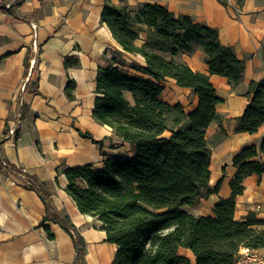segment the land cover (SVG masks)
Returning <instances> with one entry per match:
<instances>
[{
    "label": "crops",
    "instance_id": "0c3cea01",
    "mask_svg": "<svg viewBox=\"0 0 264 264\" xmlns=\"http://www.w3.org/2000/svg\"><path fill=\"white\" fill-rule=\"evenodd\" d=\"M104 1L21 0L10 12L0 10V142L21 112L19 138L15 146L1 144L0 157L44 184L53 209L69 218L85 243L83 264H112L116 247L105 242L100 222L78 212L65 192L62 170L85 165L101 169L107 158L133 155L129 144L120 143L109 127L92 117L98 69L111 65L131 77L148 79L140 72L144 58L123 52L101 21ZM225 1L226 5L219 0H110L131 14L151 4L164 7L176 19L189 17L215 30L220 45L231 48L242 62V82L232 90L225 78L209 74L201 49L173 57L192 72L207 75L222 99L216 106L219 123L206 130L211 148L208 186L213 192L183 208L202 217L212 216L218 200L230 196L233 158L245 147L258 146L264 136V122L253 134L234 131L250 101L243 95L248 84L264 78V0ZM144 40L141 32L135 45L142 46ZM68 82L73 83L69 94ZM159 85L165 104L180 105L187 115L195 111L197 97L190 89L178 87L172 79ZM124 96L132 100L129 93ZM78 132L88 133L101 146ZM26 184L24 175L0 170V264H71V237L56 224L41 225L44 203ZM243 187L235 198L234 220L242 221L250 212L264 220V175L246 177ZM256 204L263 205L260 212L254 210ZM178 253L194 264L190 251Z\"/></svg>",
    "mask_w": 264,
    "mask_h": 264
},
{
    "label": "trees",
    "instance_id": "16d2710c",
    "mask_svg": "<svg viewBox=\"0 0 264 264\" xmlns=\"http://www.w3.org/2000/svg\"><path fill=\"white\" fill-rule=\"evenodd\" d=\"M20 1L10 10L0 5V10L10 12ZM219 2L226 5L225 0ZM101 21L123 52L145 60L140 72L148 79L131 77L111 65L99 68L95 79L92 117L109 127L120 143L129 144L133 155L107 158L101 169L85 165L63 169L62 174L67 181L65 192L78 212L100 222L105 242L116 247L112 264H190L179 255V249L190 251L194 264H233L241 248L264 249V220L252 212L242 221L233 218L235 198L244 190L243 180L264 175V136L258 146L245 147L233 158L236 171L229 182L230 196L218 200L212 216H195L183 209L213 192L208 186L211 148L206 130L211 123H219L216 106L222 99L207 75L192 72L173 57L201 49L209 74L225 78L232 90L242 82V62L231 48L220 45L215 30L186 16L176 19L162 6L143 4L131 14L126 7L105 0ZM141 32L144 44L137 46ZM28 66L26 56V70ZM166 79L192 91L197 97L194 112L187 115L180 105L170 106L161 100L159 83ZM72 89L73 83L68 82L67 94ZM125 93L131 95V101ZM243 95L250 101L236 119L234 131L253 134L264 122V78L250 82ZM78 133L101 146L102 142L94 141L88 133ZM0 170L21 173L9 165L3 168L1 163ZM23 175L27 188L44 203L41 225L51 222L65 231L75 247L71 264H83L81 235L68 217L53 209L44 184Z\"/></svg>",
    "mask_w": 264,
    "mask_h": 264
},
{
    "label": "built area",
    "instance_id": "2783aa9c",
    "mask_svg": "<svg viewBox=\"0 0 264 264\" xmlns=\"http://www.w3.org/2000/svg\"><path fill=\"white\" fill-rule=\"evenodd\" d=\"M18 0H10L6 3L0 0V5L4 6L5 9L10 10V7L15 4ZM32 28L35 29V26L32 25ZM20 116H17V121L9 126L6 136L5 142H10L12 146H15L19 136L17 137V131L20 128ZM1 148V145H0ZM0 163L3 168H5L6 162L0 157ZM24 174V170L20 173V176ZM263 205L256 204L254 206V210L256 212H260ZM233 264H264V249H248L241 248L239 249L235 261Z\"/></svg>",
    "mask_w": 264,
    "mask_h": 264
}]
</instances>
